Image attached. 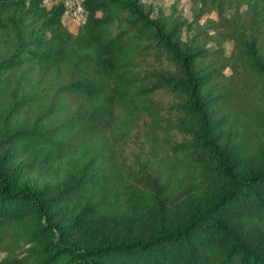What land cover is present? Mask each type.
<instances>
[{
    "label": "trees",
    "instance_id": "trees-1",
    "mask_svg": "<svg viewBox=\"0 0 264 264\" xmlns=\"http://www.w3.org/2000/svg\"><path fill=\"white\" fill-rule=\"evenodd\" d=\"M83 4L71 29L62 1L0 0V264H264L254 37L236 34L243 74L218 95L242 120L228 138L205 49L137 0Z\"/></svg>",
    "mask_w": 264,
    "mask_h": 264
},
{
    "label": "rangeland",
    "instance_id": "rangeland-1",
    "mask_svg": "<svg viewBox=\"0 0 264 264\" xmlns=\"http://www.w3.org/2000/svg\"><path fill=\"white\" fill-rule=\"evenodd\" d=\"M137 2L151 16L160 18L167 27H175L181 44L206 50L204 56L195 60L200 72L208 74L202 92L215 98L211 104L216 110V119L222 120L219 124L221 133L223 137L231 138L240 129L242 120L225 107L222 97L218 95H224L228 87L234 86L235 80L243 74L236 34H241L245 39L253 36L257 52L264 57V0H221L217 7L212 5L209 10L203 7L201 0ZM7 45L0 46V55L9 51ZM137 127L143 130V123ZM140 143L139 138L130 140L126 146L129 154ZM43 172L36 169L29 176L48 179ZM4 247L0 246V259L11 255Z\"/></svg>",
    "mask_w": 264,
    "mask_h": 264
},
{
    "label": "built area",
    "instance_id": "built-area-1",
    "mask_svg": "<svg viewBox=\"0 0 264 264\" xmlns=\"http://www.w3.org/2000/svg\"><path fill=\"white\" fill-rule=\"evenodd\" d=\"M56 1H62L64 3L62 19L69 26L75 28L85 22L87 10L84 7L83 0H41V3L50 6Z\"/></svg>",
    "mask_w": 264,
    "mask_h": 264
}]
</instances>
